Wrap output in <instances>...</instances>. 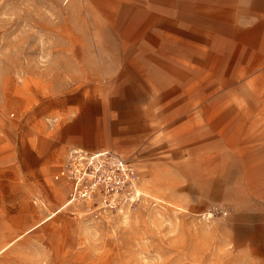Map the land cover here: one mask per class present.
I'll list each match as a JSON object with an SVG mask.
<instances>
[{"label": "rangeland", "instance_id": "1", "mask_svg": "<svg viewBox=\"0 0 264 264\" xmlns=\"http://www.w3.org/2000/svg\"><path fill=\"white\" fill-rule=\"evenodd\" d=\"M257 56L264 0H0V264H264ZM72 148L137 179L70 202Z\"/></svg>", "mask_w": 264, "mask_h": 264}, {"label": "built area", "instance_id": "2", "mask_svg": "<svg viewBox=\"0 0 264 264\" xmlns=\"http://www.w3.org/2000/svg\"><path fill=\"white\" fill-rule=\"evenodd\" d=\"M136 179L134 165L117 153L78 148L68 151L64 165L54 176L55 181L66 180L71 184L70 202L78 200L106 207L131 189ZM133 199L128 200L133 203Z\"/></svg>", "mask_w": 264, "mask_h": 264}, {"label": "crops", "instance_id": "3", "mask_svg": "<svg viewBox=\"0 0 264 264\" xmlns=\"http://www.w3.org/2000/svg\"><path fill=\"white\" fill-rule=\"evenodd\" d=\"M255 68H259L260 70H262L263 72H264V61H263V59L260 57V56H257L256 58H255V60H254V62H253V64L250 66V68H249V71H252V70H254ZM209 75V74H208ZM203 78V79H202ZM205 74L204 75H202V77H200V79L199 80H197L195 83H194V85H192L191 87L189 86V87H187V91L189 92V91H191L192 89H193V87L194 86H204V84L205 83H207V82H205ZM227 86L229 85V84H226ZM209 98V95L208 96H206V98H205V95H203V97H202V99H201V103H204L207 99ZM72 149H74V148H72ZM79 149V148H78ZM70 150V149H69ZM68 150V151H69ZM107 150H109V149H104V150H101V151H107ZM68 151H67V153H68ZM87 151V150H86ZM109 151H113V150H109ZM88 152H90V151H88ZM98 152H100V151H98ZM114 152V151H113ZM67 153L65 154V157H64V159H63V161H62V163H61V165H60V167L58 168V170H57V172L62 168V166L64 165V162H65V159H66V155H67ZM115 153H117L116 151H115ZM118 155H120L122 158H123V156L121 155V154H119V153H117ZM56 172V173H57ZM60 181H62V182H64V183H67L69 186H70V193H69V198H70V195H71V192H72V186L70 185V183L68 182V181H66V180H60Z\"/></svg>", "mask_w": 264, "mask_h": 264}, {"label": "bare ground", "instance_id": "4", "mask_svg": "<svg viewBox=\"0 0 264 264\" xmlns=\"http://www.w3.org/2000/svg\"><path fill=\"white\" fill-rule=\"evenodd\" d=\"M86 13H87V12H86ZM54 193H55L56 196H62V195H63V193H62L61 191H59V189H58V190H55ZM69 203H70V202L65 203L64 206L61 207L57 212H53V213H52V216L57 215L61 210H63L65 207H67ZM24 236H25V235H24Z\"/></svg>", "mask_w": 264, "mask_h": 264}]
</instances>
